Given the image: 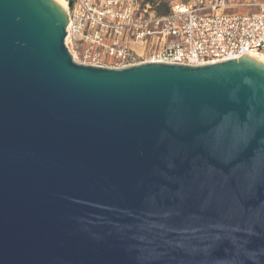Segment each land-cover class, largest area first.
Masks as SVG:
<instances>
[{"label": "water", "instance_id": "obj_1", "mask_svg": "<svg viewBox=\"0 0 264 264\" xmlns=\"http://www.w3.org/2000/svg\"><path fill=\"white\" fill-rule=\"evenodd\" d=\"M67 23L0 0V264H264V65H83Z\"/></svg>", "mask_w": 264, "mask_h": 264}, {"label": "built area", "instance_id": "obj_2", "mask_svg": "<svg viewBox=\"0 0 264 264\" xmlns=\"http://www.w3.org/2000/svg\"><path fill=\"white\" fill-rule=\"evenodd\" d=\"M64 1L65 45L79 64L200 66L264 55V0Z\"/></svg>", "mask_w": 264, "mask_h": 264}, {"label": "bare ground", "instance_id": "obj_3", "mask_svg": "<svg viewBox=\"0 0 264 264\" xmlns=\"http://www.w3.org/2000/svg\"><path fill=\"white\" fill-rule=\"evenodd\" d=\"M58 5H60L64 10L66 9V3L64 0H54ZM248 57H251L258 62L262 63L264 65V55L257 54V55H248Z\"/></svg>", "mask_w": 264, "mask_h": 264}, {"label": "rangeland", "instance_id": "obj_4", "mask_svg": "<svg viewBox=\"0 0 264 264\" xmlns=\"http://www.w3.org/2000/svg\"><path fill=\"white\" fill-rule=\"evenodd\" d=\"M67 43H68V40H67ZM69 47H70V45H69ZM71 50L73 52V56L75 57V59L77 61H80V56L78 54V49H76L75 46H71Z\"/></svg>", "mask_w": 264, "mask_h": 264}, {"label": "trees", "instance_id": "obj_5", "mask_svg": "<svg viewBox=\"0 0 264 264\" xmlns=\"http://www.w3.org/2000/svg\"><path fill=\"white\" fill-rule=\"evenodd\" d=\"M160 12H161V13H164L165 11L161 10Z\"/></svg>", "mask_w": 264, "mask_h": 264}]
</instances>
